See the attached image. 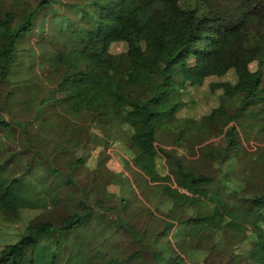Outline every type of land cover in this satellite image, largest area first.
<instances>
[{
  "label": "trees",
  "instance_id": "trees-1",
  "mask_svg": "<svg viewBox=\"0 0 264 264\" xmlns=\"http://www.w3.org/2000/svg\"><path fill=\"white\" fill-rule=\"evenodd\" d=\"M97 4L0 0V109L21 56L25 70L42 72L30 71L27 84L43 74L50 89L28 121L0 114V264H264V0ZM224 14L237 21L226 24ZM124 29L144 51L158 45L171 54L136 77L132 56L113 55L102 44L101 37ZM30 40L34 52L26 55ZM199 96L217 97L218 106L203 113ZM131 107L141 115L129 129ZM92 129L110 146L126 134L138 182L167 205L164 220L142 203L133 210L129 196L108 212L91 208L76 177L84 160L75 155L103 140ZM47 145L63 160L47 154ZM160 157L173 161L175 181L159 173ZM71 190L83 197L74 202L79 212L60 226L46 222L57 203L74 201L65 193ZM227 235L234 241L224 251Z\"/></svg>",
  "mask_w": 264,
  "mask_h": 264
},
{
  "label": "rangeland",
  "instance_id": "rangeland-1",
  "mask_svg": "<svg viewBox=\"0 0 264 264\" xmlns=\"http://www.w3.org/2000/svg\"><path fill=\"white\" fill-rule=\"evenodd\" d=\"M92 1L95 4L99 2V0ZM102 5L104 8L108 6L107 3ZM223 16L226 24L235 23L237 21V19L232 18L227 14H224ZM127 36L128 30L124 29L123 32L117 34L116 37H101V39L103 46L109 53L113 55L127 54L132 56L136 60L135 66H133V69L131 71L136 77L140 76V74H146L157 68L163 61L161 60V58L169 56L172 52V49L170 47H163L158 45L150 47L147 51H144L141 42L133 39L132 37L127 38ZM34 44L35 42L33 40L27 41L25 43L24 48L26 50V55H31V52H34ZM32 57L33 61H37L36 56ZM18 60L21 61V64L15 65L13 70L14 73L10 76L11 84L6 94L11 95V97L6 98L5 96L4 104L0 109V114L7 122L21 124L28 121L35 115L40 103L46 99L50 89H48L43 83V81L46 79L45 75H40L39 73L38 75H40V77H35L36 82L38 83L28 85L27 80L33 78L32 74L30 73V71H33L30 70L33 67L31 66L27 71L24 69V64L27 63L24 57L21 56ZM38 70L39 67H37L33 71V73L38 72ZM39 72L42 73L41 70H39ZM93 98L97 105V108L101 109L103 105L100 96L94 94ZM198 101L199 107L205 114H209L211 110L218 106L217 97H211L207 101H205V98L203 96H199ZM140 115L141 112L137 108L131 107V110L127 116V127L129 129L136 124ZM92 130L95 136H99L103 140L88 142L85 146V150L79 151L75 155L77 158H81L84 160L83 166H81L76 172V177H78L82 183L81 188L86 187L87 193L92 199V202L90 204L91 208H93V210L95 211L97 207L104 206L103 209L108 212L110 210L108 208L109 204L113 202L116 203L121 196H129L132 200L131 208L133 210L137 209L139 204L142 203L145 208L149 209L152 212L154 217L164 220L167 215V205L163 202L161 203L159 200H156V198H153L152 196L154 195V192L152 191V189L145 188L138 182V176L134 171L135 169L132 168L133 163L131 153L125 140L126 134L123 136L121 144L110 146L106 145V143H109L107 141L106 135H98V133L94 129ZM15 136L18 137L19 133L15 132ZM119 136L121 135L119 134ZM211 140L212 139H210L209 141ZM250 145V151H256L259 147L254 142H251ZM47 148V154L51 153L56 157L58 161L59 159L63 160V158H61V155L57 156V154L54 152V145H47ZM19 149L20 147L17 148V151ZM180 154H182V152H180ZM29 156L30 158L33 157L32 154H30ZM124 159H127L129 161V168H127ZM157 165L158 171L163 175V177H170L175 181V166L171 159H163L162 157H160L157 161ZM65 170L68 171V168L66 167ZM98 170L99 172H102V177L100 179H97L94 174L95 171ZM108 173H113L110 183H107L105 180V174ZM118 175H123L125 178H118ZM94 179L96 180V183L93 188L90 189V184ZM151 186L152 185H150V187ZM67 192L72 195L74 201L66 199L60 201V203H57L55 208L44 217V220L46 222H50L56 226H60L70 216L79 212V207L74 202H77L78 200L81 201V199H83L81 193L75 190L66 191L65 193ZM97 201H103V204H98L96 203ZM110 218L113 219L112 216ZM137 220L139 221L140 226H145L147 224V219L142 216H138ZM233 241V238L227 235L225 240L223 241V250L226 251L233 244ZM169 242L172 244L173 248L177 247V244L171 241L170 236ZM159 244L163 245V242L161 241ZM176 251L179 250L176 249ZM170 254H172V256H165L167 261L175 256V250L173 249ZM225 258L226 257H223L222 259ZM142 263L148 264L145 261H143ZM37 264L46 263L41 260H37ZM218 264H223L222 260ZM235 264L243 263L241 259H237Z\"/></svg>",
  "mask_w": 264,
  "mask_h": 264
}]
</instances>
